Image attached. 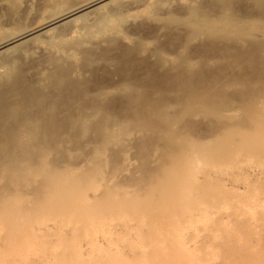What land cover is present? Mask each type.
Here are the masks:
<instances>
[{
	"label": "bare ground",
	"instance_id": "1",
	"mask_svg": "<svg viewBox=\"0 0 264 264\" xmlns=\"http://www.w3.org/2000/svg\"><path fill=\"white\" fill-rule=\"evenodd\" d=\"M0 264H264V0H0Z\"/></svg>",
	"mask_w": 264,
	"mask_h": 264
}]
</instances>
